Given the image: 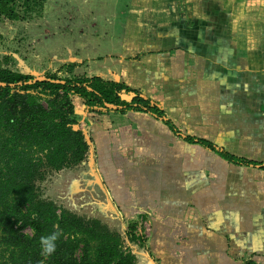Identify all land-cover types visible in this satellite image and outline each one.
<instances>
[{
	"label": "crops",
	"instance_id": "crops-1",
	"mask_svg": "<svg viewBox=\"0 0 264 264\" xmlns=\"http://www.w3.org/2000/svg\"><path fill=\"white\" fill-rule=\"evenodd\" d=\"M169 1L151 26L148 7H128L139 33L111 39L132 56L111 58L107 75L80 72L124 83L163 111L97 113L76 97L94 196L109 214L148 224L158 264H264V170L220 155L264 166V0H190L192 10Z\"/></svg>",
	"mask_w": 264,
	"mask_h": 264
},
{
	"label": "trees",
	"instance_id": "trees-1",
	"mask_svg": "<svg viewBox=\"0 0 264 264\" xmlns=\"http://www.w3.org/2000/svg\"><path fill=\"white\" fill-rule=\"evenodd\" d=\"M37 4V0H0V16L24 20ZM74 69L73 65L69 68L70 72ZM72 97H79L86 111L107 112L114 105L122 107L117 109L122 113L163 117L157 104L124 83L75 74L60 78L55 73L35 80L0 60V264H136L117 230L41 197L37 183L88 159L89 141L80 128L87 121L86 111L78 112ZM186 140L215 150L204 140ZM37 154L41 156L35 158ZM220 155L232 163L264 170L263 165ZM128 227L129 240L144 247L146 239H139L135 224ZM53 231L60 233L56 251L44 257L40 237Z\"/></svg>",
	"mask_w": 264,
	"mask_h": 264
},
{
	"label": "rangeland",
	"instance_id": "rangeland-1",
	"mask_svg": "<svg viewBox=\"0 0 264 264\" xmlns=\"http://www.w3.org/2000/svg\"><path fill=\"white\" fill-rule=\"evenodd\" d=\"M37 1L35 12L24 20L11 21L0 16V60L6 67L22 72L35 80H43L45 76L53 73L60 78H72L75 73L82 75L83 73H80L82 71L86 75H107L111 64L113 68L116 62L118 64V61L111 60V58H120L122 55L131 57L133 49L130 47L131 45H128L125 48L130 47V50L123 51V46L120 45L121 41L117 42L111 37L120 40L123 36L126 43H131L130 38L133 37V34L139 33L136 23L129 19L127 8L134 4L137 7H148V13L143 16L145 22L147 21L144 23L145 26L163 23L162 13L163 16H166V12H170L172 9L163 5L165 0ZM180 1L182 2V0ZM187 1L190 2L189 9L192 10L191 1ZM169 2L171 4L174 2L172 6L175 7L176 1ZM185 4L182 3L183 6ZM154 8L160 10L156 15ZM178 22L180 23V20ZM140 49L135 47V52ZM89 63L92 64V71L89 68ZM72 65L75 66V70L70 72L69 68ZM72 101L75 106L78 104L81 108L79 99L73 97ZM89 153L88 159L80 166L51 173L47 175L45 181L37 183L41 197L54 200L57 204L74 212L75 208H68L60 203V199L55 196L60 191L58 182H63V178L68 175H70V179L81 182V177L85 178V175L75 174L76 171L87 172L93 182L91 177L93 176L91 172L93 153L91 151ZM40 156L37 154L34 157ZM61 194L65 196V193L61 192ZM100 213L102 214L99 216L103 217L104 215L103 219H108L111 215L106 206ZM120 220L126 226V231L130 224H135L139 239H146L145 235L148 233H146L145 225L139 227L141 221L135 223V220H130V222L124 218H120ZM111 229L116 230V228ZM26 232L32 233L28 229ZM145 246L147 247V243Z\"/></svg>",
	"mask_w": 264,
	"mask_h": 264
},
{
	"label": "flooded vegetation",
	"instance_id": "flooded-vegetation-1",
	"mask_svg": "<svg viewBox=\"0 0 264 264\" xmlns=\"http://www.w3.org/2000/svg\"><path fill=\"white\" fill-rule=\"evenodd\" d=\"M75 174L85 175V178L81 177L82 181L76 179H70V175L66 178H63V182H58L60 191L58 192L57 199H60V203L66 205L68 208H75L74 212H77L79 215L83 216L86 214L88 218L99 219L102 222L103 217L99 216L100 209L101 212L104 210L105 206H101V200L94 196L100 194V191L93 187V183L90 179V175L83 171H76ZM80 178V177H79ZM79 185L82 187L79 188ZM89 192V195L82 194L83 192ZM65 193V196L61 194Z\"/></svg>",
	"mask_w": 264,
	"mask_h": 264
},
{
	"label": "water",
	"instance_id": "water-1",
	"mask_svg": "<svg viewBox=\"0 0 264 264\" xmlns=\"http://www.w3.org/2000/svg\"><path fill=\"white\" fill-rule=\"evenodd\" d=\"M114 216H115V218H114ZM103 217H104V215H103ZM119 218H120V216L118 213L115 215L111 214V215H109L108 219H103V221L110 228H116L118 233L121 234V236L123 237V240H124V245L131 250L133 255H135L136 264H158L146 246L140 247L136 243L131 242L129 240V238L126 235V226H124V224L122 223V221Z\"/></svg>",
	"mask_w": 264,
	"mask_h": 264
},
{
	"label": "clouds",
	"instance_id": "clouds-1",
	"mask_svg": "<svg viewBox=\"0 0 264 264\" xmlns=\"http://www.w3.org/2000/svg\"><path fill=\"white\" fill-rule=\"evenodd\" d=\"M59 236L60 233L58 231H53L50 234L42 235L40 237L39 244L42 256L48 257L56 251Z\"/></svg>",
	"mask_w": 264,
	"mask_h": 264
},
{
	"label": "built area",
	"instance_id": "built-area-1",
	"mask_svg": "<svg viewBox=\"0 0 264 264\" xmlns=\"http://www.w3.org/2000/svg\"><path fill=\"white\" fill-rule=\"evenodd\" d=\"M143 225H145L146 226V233H148L149 234V232H150V227L148 226V224L146 223V222H140V224H139V227L140 226H143ZM148 234L147 235H145V237H147L148 236Z\"/></svg>",
	"mask_w": 264,
	"mask_h": 264
}]
</instances>
